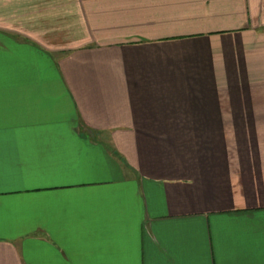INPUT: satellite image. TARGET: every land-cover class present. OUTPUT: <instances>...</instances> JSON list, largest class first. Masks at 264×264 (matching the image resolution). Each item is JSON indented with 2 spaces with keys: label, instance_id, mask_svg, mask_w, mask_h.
Segmentation results:
<instances>
[{
  "label": "crops",
  "instance_id": "obj_1",
  "mask_svg": "<svg viewBox=\"0 0 264 264\" xmlns=\"http://www.w3.org/2000/svg\"><path fill=\"white\" fill-rule=\"evenodd\" d=\"M0 264H264V0H0Z\"/></svg>",
  "mask_w": 264,
  "mask_h": 264
},
{
  "label": "rangeland",
  "instance_id": "obj_2",
  "mask_svg": "<svg viewBox=\"0 0 264 264\" xmlns=\"http://www.w3.org/2000/svg\"><path fill=\"white\" fill-rule=\"evenodd\" d=\"M48 32L49 34H51L50 30H43V29H28V32ZM65 35V33H63ZM48 36V35H46ZM49 37V36H48Z\"/></svg>",
  "mask_w": 264,
  "mask_h": 264
}]
</instances>
